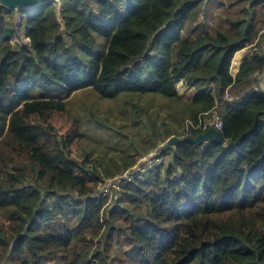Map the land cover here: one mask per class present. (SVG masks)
Returning <instances> with one entry per match:
<instances>
[{
    "label": "trees",
    "instance_id": "trees-1",
    "mask_svg": "<svg viewBox=\"0 0 264 264\" xmlns=\"http://www.w3.org/2000/svg\"><path fill=\"white\" fill-rule=\"evenodd\" d=\"M212 1L0 3V264H117L114 246L132 264H264L263 38L231 73L264 28V0H218L214 13ZM17 25L31 48L13 44ZM87 89L82 109L121 99L118 135L138 126L141 141L104 157L82 128L96 131L99 116L79 111L64 126ZM148 95L165 100L146 105ZM214 111L223 143L183 142L165 167L118 182L172 136L205 131L186 121ZM112 181V201L97 196Z\"/></svg>",
    "mask_w": 264,
    "mask_h": 264
},
{
    "label": "rangeland",
    "instance_id": "rangeland-1",
    "mask_svg": "<svg viewBox=\"0 0 264 264\" xmlns=\"http://www.w3.org/2000/svg\"><path fill=\"white\" fill-rule=\"evenodd\" d=\"M217 2H218V0H214V1L211 2L210 9H211V11L213 13L215 12V10L217 12L219 10H223V8H224L223 6H220V7L218 6L217 7V4H218ZM226 4H227V0H226ZM62 6H63V3L57 1V8H58L59 12L62 11ZM16 14H17L16 22L18 24H20V17H19L20 15L18 13H16ZM59 19L60 20L62 19L61 15H60ZM212 24H216V20H212ZM18 26L19 25H17V28H18ZM25 26H26V24L23 25V23H22V29ZM22 29H20V27L17 29V35H15L13 37L12 42H13L14 45L15 44H20V45H24V46H26L28 48H31L30 39H29V37L26 36V31L22 30ZM263 33H264V28L260 32L259 38L256 39V41L253 44H249L247 47H245V48L241 49L239 52H237V54L234 57L233 64L231 66V73L233 74V76H235L237 74L238 70L236 68L239 65V63L243 62V60H244V58L246 56L251 55V54L259 51V49L261 47L259 48V46L257 45V42L261 38L264 39ZM263 49H264V46H263ZM176 88L179 90L180 93H183L185 91V89H186V86H185L183 81H179L176 84ZM79 92L80 93L76 94V96L72 100L73 104H72V107H71V112H68L67 119L65 120L66 122L63 121L62 124L64 126H68L69 128H71L72 121H73V116L75 118V116L77 114H79V111H82V113L83 112L84 113H90V114L93 113L96 117L99 116V120H100V123L102 125L98 124L96 131L94 129L90 128L89 124H92L90 122H85L86 125L82 126V128H84V129H86L87 127L89 128V131H88L89 135L86 138V140H87V143H89V146H92L91 149L102 148V149H104V152H103L104 153V157H107L110 154L109 149H107V148H113V147L115 149L117 147L121 148V147L126 145L125 142L129 143L130 141H137V143H139V141H141V136H144L145 133L142 130L138 133V130H137L138 126H135V128L132 130L130 136L128 135L129 136L128 140L126 139V137L124 135H118L119 134V130L117 131V127H118V124H119V119H120L119 117L120 116H115V114H118V115L121 114V113H119V109L117 107V104L122 102L121 99L113 100V101H107V102L101 101V102H99V108L97 106H95L92 109H89L88 107H86V110H84V109H82L83 107H80V104H81L80 101L83 100L88 105V104H90L93 101L94 95L92 94L90 89H87L85 91L84 90L83 91H79ZM156 96L157 97L152 98L151 95H148L147 96V101H146L147 104L146 105L154 104L158 108H160L161 105L163 104V101L165 99L161 95H156ZM109 107H112V108L108 110ZM105 116H107V117H105ZM92 126H94V125H92ZM185 129H186V127H185ZM125 130H126V128L123 129L124 132H125ZM102 140H105V141L109 142L110 145H105L104 144L105 142H102ZM164 143H162V144H164ZM108 146H112V147H108ZM85 148H86V146H85V143L83 142L82 149L85 150ZM73 150H74V155L75 156H77L80 151H83V150H80V144L79 145H75ZM167 151H168L169 155H167V157L164 156L165 157V161H164V163L162 165H160L161 167L162 166L165 167L164 166L165 164H169V162H171L170 160H171V156L173 155L174 148H171V149H169ZM128 153L131 154L130 151ZM80 158L82 159L83 157L81 156ZM138 162H139V160L136 162V164ZM141 162H142V159L140 160V162L138 164H140ZM119 164H121V163H119ZM141 177L145 178V173H141ZM118 179H120V178H118ZM113 180H115V179H113ZM107 186H108V189L106 191H108V194H110L109 201H112L113 194H115V193H112L111 187H112V189L114 187L111 186V182ZM119 190H121L120 187H119ZM115 244L117 245V243H115ZM116 247L117 246L112 247L113 252L111 253V257L116 261V263L120 264L119 261L123 260V261H125L124 264H132L131 263L132 261L129 260V257L125 254V251L123 250V249H126V248L124 247L122 249L120 247H117V249H116Z\"/></svg>",
    "mask_w": 264,
    "mask_h": 264
},
{
    "label": "built area",
    "instance_id": "built-area-1",
    "mask_svg": "<svg viewBox=\"0 0 264 264\" xmlns=\"http://www.w3.org/2000/svg\"><path fill=\"white\" fill-rule=\"evenodd\" d=\"M214 124V126L218 129H222L223 127V122H222V118L220 116L219 113H217L216 111H214V113L212 114V118L211 121L208 120H204L202 117H199V122H194L193 120H189L186 121V128L187 129H208L210 125ZM142 159V162L140 164H138L140 162V160ZM139 160V162L130 170H128L127 172H125L121 178L120 181L118 182H127V181H132L135 179H143L141 177V173H145L149 171L152 168H156L158 166H160L161 163H163L164 160V156L160 155V151L159 148L153 150L152 152H150L149 154H147L146 156H144L143 158H141ZM111 186L116 187V191L118 190L119 192V185L116 183V181H112ZM108 189V186H106L104 189H102L97 196H100L101 194H107L108 191H106ZM115 189V188H113Z\"/></svg>",
    "mask_w": 264,
    "mask_h": 264
},
{
    "label": "water",
    "instance_id": "water-1",
    "mask_svg": "<svg viewBox=\"0 0 264 264\" xmlns=\"http://www.w3.org/2000/svg\"><path fill=\"white\" fill-rule=\"evenodd\" d=\"M49 1H59V0H0V3L11 9H24V8H35ZM212 140H215L219 143L224 142L221 132L215 126H211L207 130L197 135L189 134L185 137L172 136L164 144L160 146V151H166L186 141H192L201 144L205 142H210Z\"/></svg>",
    "mask_w": 264,
    "mask_h": 264
},
{
    "label": "clouds",
    "instance_id": "clouds-1",
    "mask_svg": "<svg viewBox=\"0 0 264 264\" xmlns=\"http://www.w3.org/2000/svg\"><path fill=\"white\" fill-rule=\"evenodd\" d=\"M28 37V36H27ZM30 39V38H29ZM237 54V53H236ZM242 63V62H241ZM241 63H239V65H238V67H237V70L239 71V69H240V66H241ZM218 113V112H217ZM211 126H214V124H212V125H210L209 127H211ZM218 129V128H217ZM207 130V129H206ZM218 130H220V129H218ZM159 148V151H160V147H158ZM157 149V148H156ZM160 152H162V151H160ZM114 192H115V195L116 194H118V190L116 191V190H114ZM113 192V193H114Z\"/></svg>",
    "mask_w": 264,
    "mask_h": 264
}]
</instances>
